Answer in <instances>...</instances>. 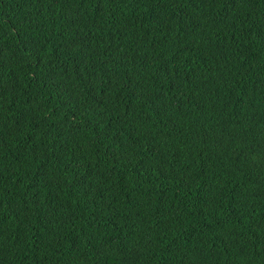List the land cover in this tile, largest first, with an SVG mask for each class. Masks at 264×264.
<instances>
[{"label":"trees","instance_id":"obj_1","mask_svg":"<svg viewBox=\"0 0 264 264\" xmlns=\"http://www.w3.org/2000/svg\"><path fill=\"white\" fill-rule=\"evenodd\" d=\"M0 264H264V0H0Z\"/></svg>","mask_w":264,"mask_h":264}]
</instances>
